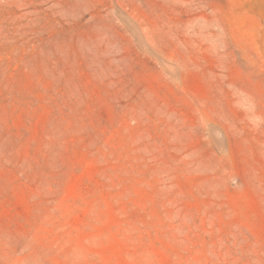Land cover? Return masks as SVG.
<instances>
[{"label":"rangeland","instance_id":"374dc122","mask_svg":"<svg viewBox=\"0 0 264 264\" xmlns=\"http://www.w3.org/2000/svg\"><path fill=\"white\" fill-rule=\"evenodd\" d=\"M0 264H264V0H0Z\"/></svg>","mask_w":264,"mask_h":264}]
</instances>
